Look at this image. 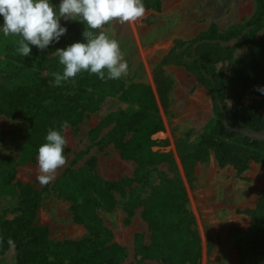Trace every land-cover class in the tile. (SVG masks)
Here are the masks:
<instances>
[{
  "label": "rangeland",
  "instance_id": "rangeland-1",
  "mask_svg": "<svg viewBox=\"0 0 264 264\" xmlns=\"http://www.w3.org/2000/svg\"><path fill=\"white\" fill-rule=\"evenodd\" d=\"M256 0H161L159 11L146 9L145 15L135 22L110 21L104 25L106 35L120 41L129 74L122 76L126 89L114 94L109 88L91 90L82 117L68 123L63 134L68 150L64 152L66 164L58 169L55 181L67 170H74L82 180L94 183L96 214L112 239L125 251L121 264H162L144 256L150 244V228L143 214L144 205L154 191H172L182 187L185 208L191 219V228L200 245L197 264H241V255L233 239L244 233L253 223L250 210L255 206L264 187V164L249 162L237 172L232 165L218 166L213 152L190 165L188 154L193 152L200 136L214 124L211 100L206 88L183 66L165 65L163 55L176 41H192L199 33L214 24L223 31L249 18ZM63 18L60 23L70 22ZM4 20H0L2 29ZM4 37L0 30V42ZM264 38V29L256 33ZM249 43L235 47L233 56L247 53ZM215 69L223 81L222 98L227 107L243 104L253 99L249 86L241 90L240 83L229 85L230 63L219 62ZM47 72H42L46 75ZM16 82H22L20 75ZM56 91L72 94L74 78L55 86ZM87 90H90L87 88ZM113 101L117 109L111 110ZM26 113L8 116L0 113V157L18 154L29 132ZM160 119V128L149 135L152 150L161 159L154 164L141 166L133 159H122L110 137L119 123L130 127L123 139H129L132 127L142 122H152L153 110ZM259 114L264 117V106ZM264 138L263 133H248ZM83 156L74 160L77 153ZM38 154L22 160L10 185L0 183V202L8 193L18 192V184L29 183L42 194L32 218L34 225L46 226L52 241L81 240L87 236L86 223L76 216L71 198L61 191L42 186L38 179ZM192 167L187 174L186 167ZM127 180L119 188L110 184ZM46 187V190H44ZM111 199L110 208H104L105 197ZM1 213V212H0ZM9 212L4 218H12ZM13 244L0 251V264H22L23 249Z\"/></svg>",
  "mask_w": 264,
  "mask_h": 264
},
{
  "label": "trees",
  "instance_id": "trees-1",
  "mask_svg": "<svg viewBox=\"0 0 264 264\" xmlns=\"http://www.w3.org/2000/svg\"><path fill=\"white\" fill-rule=\"evenodd\" d=\"M50 2L58 7L61 0ZM143 2L146 9H161V0ZM0 20H4L2 15ZM61 25L67 28V32L59 42H53L44 50L29 45L31 53L27 57L18 52L21 36L10 34L1 39L0 113L19 116L31 106L35 109L30 113L29 132L18 154L0 157V183L10 185L20 161L34 158L39 147L47 142L45 138L49 129L61 130L64 121L73 124L81 119L91 90L109 88L114 94H123L126 89L121 78L105 82L89 71H81L74 78L72 94L51 87L48 81H54L53 73L62 74L64 68L59 63L56 50L77 41L86 42L82 36L86 23L73 20ZM262 29L264 0H256L254 12L243 22L223 31L212 24L192 41H176L163 55V64L183 66L192 73L206 88L211 100L214 124L200 136L195 150L188 154L190 165L205 158L209 151L214 153L219 166L232 165L237 172L244 170L249 162L264 164V138L248 134L264 132V117L259 114L264 106V94L256 91L257 87H264V38H255ZM91 31L95 34L105 32L104 29ZM241 43H249L247 53L234 57L233 51ZM224 61L230 63L229 85L240 83L241 90L249 86L253 95L250 103H241L239 95L238 105L227 107L223 102V81L215 65ZM44 71L46 75H42ZM20 75L24 76L23 81L16 82ZM117 102L113 101L111 110L117 109ZM153 114L152 122L132 127L127 140L118 134H124L130 127L122 123L117 125L110 140L120 158L133 159L141 166L161 159L160 153L152 150L153 142L149 138L160 128L155 109ZM67 150L64 148V152ZM83 154L84 151L77 153L74 160ZM186 171L190 175L192 167H186ZM126 181H114L110 186L119 188ZM50 188L71 198L76 216L87 225V236L81 240H50L46 226L32 223L42 194L36 192L31 184L21 183L17 194L10 192L0 202V251L8 246L9 239L17 238L16 247L23 249L22 264H121L125 251L112 239L96 214L97 203L92 192L94 183L82 180L74 170H67L53 181ZM104 201L103 207L110 208V197L106 195ZM184 203L182 187L172 191H154L149 196L143 214L151 235L149 246L142 250L144 256L153 257L162 264L198 263L199 240L191 228ZM9 212L15 213L14 217L4 218ZM250 214L252 225L233 242L241 255V264H264V187Z\"/></svg>",
  "mask_w": 264,
  "mask_h": 264
},
{
  "label": "clouds",
  "instance_id": "clouds-1",
  "mask_svg": "<svg viewBox=\"0 0 264 264\" xmlns=\"http://www.w3.org/2000/svg\"><path fill=\"white\" fill-rule=\"evenodd\" d=\"M145 12L143 0H61L58 7L50 0H0V15L4 18L0 30L4 36H21L18 52L27 57L31 53L29 45L44 50L53 42H59L67 32L60 23L62 18L65 21L80 20L87 25L82 33L86 42L77 41L56 50L59 63L64 68L62 74L53 73L55 86H62L63 82L75 78L81 71L96 74L106 82L127 76L129 65L119 40L110 39L103 31L95 34L91 30L102 29L113 20L135 22ZM256 91L264 94V87H257ZM68 126L64 121L61 130L49 129L45 138L47 142L38 149L37 179L42 186L51 183L58 169L67 162L63 153L68 141L63 133ZM8 243L11 246L13 241L9 239Z\"/></svg>",
  "mask_w": 264,
  "mask_h": 264
},
{
  "label": "crops",
  "instance_id": "crops-1",
  "mask_svg": "<svg viewBox=\"0 0 264 264\" xmlns=\"http://www.w3.org/2000/svg\"><path fill=\"white\" fill-rule=\"evenodd\" d=\"M219 166V165H218Z\"/></svg>",
  "mask_w": 264,
  "mask_h": 264
}]
</instances>
